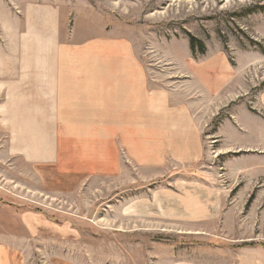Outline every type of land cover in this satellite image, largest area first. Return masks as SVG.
I'll list each match as a JSON object with an SVG mask.
<instances>
[{"label": "rangeland", "instance_id": "374dc122", "mask_svg": "<svg viewBox=\"0 0 264 264\" xmlns=\"http://www.w3.org/2000/svg\"><path fill=\"white\" fill-rule=\"evenodd\" d=\"M33 3L45 10L32 13ZM48 5L60 17V46L123 38L153 73L186 80L190 65L195 71L199 65L201 79L216 90V102L221 95L231 98L217 104L202 135L198 163L169 162L152 169L126 160L118 172L101 175L74 165L79 163L77 148L68 153L71 162L65 159L64 131L45 129L52 121L33 131L41 120L16 118L19 105L5 97L15 89L0 80V209L5 219L19 227L12 217L17 211L55 222L56 259L64 256L69 264H169L181 248L212 262L221 259L217 247L264 251V131L261 139L250 131L264 130V0H0V65H7L8 55L43 48L39 39L22 37L47 32V25L34 29L31 22L32 16L43 21ZM191 36L203 43V53L199 48L192 52ZM226 119L243 130L240 136L219 134ZM22 141L39 151L33 153L37 162L21 158L17 145ZM77 144L74 140L72 147ZM198 193L201 200L191 198ZM181 207L183 215H176ZM204 207L211 208L210 214L190 215ZM23 236L27 264H50L44 250L37 253L38 236L31 237L26 228ZM40 239L43 248L45 237L40 234ZM50 248L45 247L47 253Z\"/></svg>", "mask_w": 264, "mask_h": 264}, {"label": "crops", "instance_id": "0c3cea01", "mask_svg": "<svg viewBox=\"0 0 264 264\" xmlns=\"http://www.w3.org/2000/svg\"><path fill=\"white\" fill-rule=\"evenodd\" d=\"M48 7L43 21L32 16L31 22L34 29L39 23L47 25V32L37 37L29 33L22 37L24 40L37 38L35 41L40 40L38 46L43 48L8 55L7 65H0L3 86L15 89L7 91L5 97L7 103L19 105L16 118L41 120L42 124L38 122L33 131H42L43 122L52 121L45 129L64 131L65 159L71 162L73 157L68 153L72 154L77 148L80 156L75 157V161L79 163L74 165L90 168L91 172L101 175L118 172L126 160L134 166L152 169H162L169 162L198 163L203 157L202 135L208 122L217 104H224L231 96L221 95L216 102L213 97L216 90L201 79L199 65L196 71L194 64L190 65L193 71L186 80L174 81L168 79L165 72L153 73L140 62L134 47L123 38L98 37L83 44L85 47L68 48V43L62 41L60 46L59 39L63 38L60 17L55 6ZM31 8L32 13L45 10L34 3ZM43 39L48 43L42 42ZM218 131L226 137L227 131L240 136L243 130L226 119ZM250 131L258 132L255 136L261 139L264 130L251 128ZM74 140H78V144L72 147ZM17 148L23 160L37 162L38 157L33 154L37 151L29 144L22 141ZM76 172L85 174L84 171ZM191 196L199 201L202 195ZM216 196V199L221 197L220 194ZM182 197L177 201L183 202ZM202 209L192 210L190 215L210 214L211 208ZM217 210L214 208L215 212ZM3 213L5 211L0 209V264L28 263L24 228L31 237L38 236L37 253L39 249L44 250L41 252L48 256L50 264H69L64 256L56 259L55 222L44 220L38 214L16 211L12 217L20 221L19 228L16 222H8ZM175 214L182 216L183 208ZM40 234L45 237L41 241L43 248L39 246ZM49 246L50 253H47ZM181 249L175 259L169 258V264H264V251L258 246L235 252L217 247L219 262L197 260L194 254Z\"/></svg>", "mask_w": 264, "mask_h": 264}, {"label": "trees", "instance_id": "16d2710c", "mask_svg": "<svg viewBox=\"0 0 264 264\" xmlns=\"http://www.w3.org/2000/svg\"><path fill=\"white\" fill-rule=\"evenodd\" d=\"M189 45H190V49L192 50V52L196 51L197 48H199L198 50L203 53L205 50V47L203 45V43L196 39L195 37L191 36L190 40H189Z\"/></svg>", "mask_w": 264, "mask_h": 264}]
</instances>
